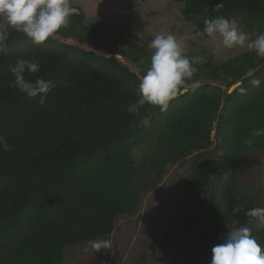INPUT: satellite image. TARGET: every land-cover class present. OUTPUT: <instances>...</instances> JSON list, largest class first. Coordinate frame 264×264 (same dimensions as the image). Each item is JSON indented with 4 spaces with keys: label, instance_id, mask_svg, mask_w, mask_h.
<instances>
[{
    "label": "trees",
    "instance_id": "trees-1",
    "mask_svg": "<svg viewBox=\"0 0 264 264\" xmlns=\"http://www.w3.org/2000/svg\"><path fill=\"white\" fill-rule=\"evenodd\" d=\"M173 1L184 3V21L200 31L205 20L223 17L240 20L249 34L264 32V0ZM72 7L76 14L55 34L74 44L50 37L35 45L10 30L7 52H0V136L9 145L0 147V264H66L70 249L110 239L119 220L137 214L161 183L176 200L157 245L163 264H210L212 248L245 225V212L264 207L262 180L249 167L264 155V58L249 51L198 64L189 91L167 111L145 104L132 114L127 109L151 57ZM18 59L40 63L26 79L55 84L44 105L14 87L10 68ZM143 145L157 149L150 165L133 159ZM248 226L264 249V227Z\"/></svg>",
    "mask_w": 264,
    "mask_h": 264
},
{
    "label": "clouds",
    "instance_id": "clouds-1",
    "mask_svg": "<svg viewBox=\"0 0 264 264\" xmlns=\"http://www.w3.org/2000/svg\"><path fill=\"white\" fill-rule=\"evenodd\" d=\"M217 7H222V4H217ZM76 12L70 0H0V52H7L10 30L23 34L35 45H41L62 27H66L69 18ZM203 31L210 39L215 40L217 36L222 38L225 48L247 47L258 57L264 58V32H244L235 19L220 17L205 20ZM149 47L153 50L150 67L139 82L136 102L127 109L132 114H138L145 104L158 107L161 112L167 111L170 101L189 91L188 81L197 72L196 65L202 62L199 56L185 55L183 45L171 34L156 35ZM10 71L15 78L14 87L21 94L29 98L38 97L40 105L46 103L48 93L55 87L53 81L43 78L30 81L25 78L26 73L36 74L40 71L38 60L18 59ZM252 83L259 86L261 81L253 80ZM142 122L144 125L150 123L146 118ZM259 134L253 131L254 136ZM0 147L4 151L9 148L3 136H0ZM238 211L233 209V212ZM245 216L248 219L244 226L230 229L223 242L212 248L210 264H264V249L251 235L248 226L255 224L264 227V207L250 208ZM91 247L98 253L110 249L112 242L100 238L92 241Z\"/></svg>",
    "mask_w": 264,
    "mask_h": 264
},
{
    "label": "rangeland",
    "instance_id": "rangeland-1",
    "mask_svg": "<svg viewBox=\"0 0 264 264\" xmlns=\"http://www.w3.org/2000/svg\"><path fill=\"white\" fill-rule=\"evenodd\" d=\"M70 4L83 9L87 23L96 19L107 22L118 34L143 46L150 57L153 51L149 47L151 40L156 35L168 34L173 35L177 42L183 45L185 55L201 57L202 62L199 64L210 61L221 64L251 51L247 47L239 46L232 49L225 48L219 36L215 40L210 39L204 31L185 22L182 17L183 2L70 0ZM237 23L242 31L247 32L240 20H237ZM51 38L67 44L75 43L56 34ZM117 59L131 72L141 75V68L137 64L123 57ZM206 83L210 82L201 81L199 84ZM155 149L148 145L136 148L132 153L135 163L150 165L152 157L157 153ZM249 167L255 170L264 186V155L255 162L249 163ZM162 184L143 198L137 214L124 216L119 220L116 230L110 236L112 242L110 249L96 253L91 244L75 247L68 251L66 264H75L80 261L85 248L90 255L84 264H137L141 258L145 259V264H163L164 254L157 251V245L165 232L166 225L174 216L176 200L174 196L160 189Z\"/></svg>",
    "mask_w": 264,
    "mask_h": 264
},
{
    "label": "water",
    "instance_id": "water-1",
    "mask_svg": "<svg viewBox=\"0 0 264 264\" xmlns=\"http://www.w3.org/2000/svg\"><path fill=\"white\" fill-rule=\"evenodd\" d=\"M110 56H113V55H110ZM117 58H122L120 55H117L116 56ZM242 82H238L236 84H234L233 86H231L228 90V94H231L234 90H236L239 86H241ZM215 130L212 131L211 133V138L214 139V136H215Z\"/></svg>",
    "mask_w": 264,
    "mask_h": 264
}]
</instances>
